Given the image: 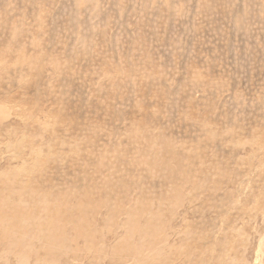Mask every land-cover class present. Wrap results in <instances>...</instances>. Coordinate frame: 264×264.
<instances>
[{
  "label": "rangeland",
  "instance_id": "1",
  "mask_svg": "<svg viewBox=\"0 0 264 264\" xmlns=\"http://www.w3.org/2000/svg\"><path fill=\"white\" fill-rule=\"evenodd\" d=\"M0 175L28 264H264V0H0Z\"/></svg>",
  "mask_w": 264,
  "mask_h": 264
},
{
  "label": "bare ground",
  "instance_id": "2",
  "mask_svg": "<svg viewBox=\"0 0 264 264\" xmlns=\"http://www.w3.org/2000/svg\"><path fill=\"white\" fill-rule=\"evenodd\" d=\"M4 178H6V177L4 176ZM1 179H2V175H0V181H1ZM11 188L12 187H9V184H8L7 190L11 191ZM5 190L6 189L0 190V228L3 229V231H0V245L2 244L1 242L3 240H5V244H3V246L6 248V250H8V252L10 253L9 255L12 257L14 262L16 263L15 259H17V263L16 264H28V263H30L29 262L30 256H33V257H39L40 256L39 254H37V252H39L37 249H36L37 250V252H36L34 250V247H32L30 249V251H28L29 249L27 248V246H25V240H24L25 238L29 237V238L33 239V229L29 228L26 225V223L30 221V218H27V216H26L27 213H24V211H23V213L18 211L19 208H21V204L18 202V199H12V197H9V199H11L10 200V205L13 202L17 203V204H20V205H17V207L14 208V212L13 213L11 212L12 214H16V216H14L13 218L4 216L3 211L8 209L7 208L8 206L5 205L4 199H3V193H4ZM14 191H15V189H14ZM7 193H8V195L10 194L9 192H7ZM13 194H16L18 196V198H21V197H19V192H13ZM30 194L32 195V193H30ZM31 197L33 198V196H31ZM31 213H32L31 218H32V221H33V209L31 210ZM81 214L82 213H79L80 216H81ZM127 215L129 216V214H127ZM138 215H139V217H137L136 215L134 216V212H132L130 217H128V220L125 222L124 225L126 226L125 229H126V232H127V236H126L125 239H122L123 242L128 243V241H127L128 234H131V235H133L134 233L138 234L139 231L141 230L142 222L138 223V224H137V222L140 220V218L143 215L142 214H138ZM82 218L83 217L81 216V220L80 221H82ZM142 219L144 220V217H142ZM145 220H146L145 223H148L147 218ZM10 224L14 225V227H11L10 230H6L7 226L10 225ZM134 224L136 225L135 229H133V225ZM47 225H48V227L46 226L44 228V234L47 235L49 233V235H48V243H50V245H51V243L55 244L56 246L60 245V243H62L63 241H62V237H61V232L58 231L59 227L56 226V223H55V226H54V224L52 222H49ZM129 228H131V230ZM133 230H134V232H133ZM7 231H11L12 233H9ZM47 231H48V233H47ZM132 232H133V234H132ZM13 236H15V238H18L17 239V240H19L18 244H14V245L12 244V237ZM154 243H155L154 241L150 242V243L149 242L145 243L142 240H140L139 243L136 244V245H132L130 247L126 246L125 248L120 249V252L124 256L128 257V259H131V261L133 263L135 261L138 264H155V261H158V264H164V260L165 259L162 256H160L159 252H157L155 250L156 249V245ZM7 247H11V248H7ZM33 253H35V254H33ZM40 254H44L43 258L45 260H46V258H51L52 255H53L51 249H45V251L43 253H40ZM222 257H223V255H222ZM35 261H39V260L35 259Z\"/></svg>",
  "mask_w": 264,
  "mask_h": 264
}]
</instances>
